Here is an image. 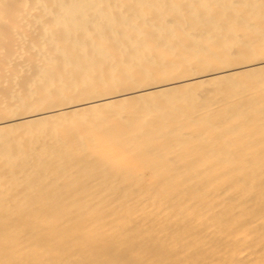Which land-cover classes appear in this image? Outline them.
<instances>
[{
  "label": "bare ground",
  "instance_id": "obj_1",
  "mask_svg": "<svg viewBox=\"0 0 264 264\" xmlns=\"http://www.w3.org/2000/svg\"><path fill=\"white\" fill-rule=\"evenodd\" d=\"M0 264H264V0H0Z\"/></svg>",
  "mask_w": 264,
  "mask_h": 264
}]
</instances>
